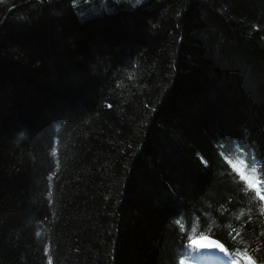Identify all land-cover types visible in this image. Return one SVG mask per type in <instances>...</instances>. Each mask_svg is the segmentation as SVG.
<instances>
[{"label": "trees", "instance_id": "trees-1", "mask_svg": "<svg viewBox=\"0 0 264 264\" xmlns=\"http://www.w3.org/2000/svg\"><path fill=\"white\" fill-rule=\"evenodd\" d=\"M0 264H264V0H0Z\"/></svg>", "mask_w": 264, "mask_h": 264}, {"label": "water", "instance_id": "water-1", "mask_svg": "<svg viewBox=\"0 0 264 264\" xmlns=\"http://www.w3.org/2000/svg\"><path fill=\"white\" fill-rule=\"evenodd\" d=\"M190 245L198 250L211 254H218L224 251V247L218 241L207 236L192 239Z\"/></svg>", "mask_w": 264, "mask_h": 264}, {"label": "clouds", "instance_id": "clouds-1", "mask_svg": "<svg viewBox=\"0 0 264 264\" xmlns=\"http://www.w3.org/2000/svg\"><path fill=\"white\" fill-rule=\"evenodd\" d=\"M20 136H23V133H20Z\"/></svg>", "mask_w": 264, "mask_h": 264}]
</instances>
